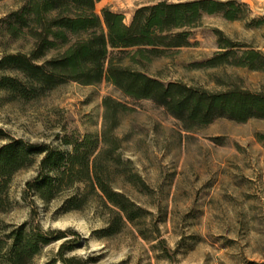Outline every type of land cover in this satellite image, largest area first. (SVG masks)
I'll return each instance as SVG.
<instances>
[{
    "label": "rangeland",
    "instance_id": "rangeland-1",
    "mask_svg": "<svg viewBox=\"0 0 264 264\" xmlns=\"http://www.w3.org/2000/svg\"><path fill=\"white\" fill-rule=\"evenodd\" d=\"M141 1L158 0L123 5L127 22ZM238 1L248 4L246 17L205 15L192 28L191 45L168 50L148 63L145 72L164 82L181 81L214 91L241 87L264 93L263 70L231 64L198 66L219 51L218 31L264 53V0ZM22 2L0 0V20ZM102 8L97 4L98 12ZM258 19L263 23L256 24ZM32 43L29 37L11 41L0 35V55L5 47L9 52L27 51ZM106 96L132 107L121 115L116 133L123 139V158L148 185L141 189L124 184L150 212L140 225L144 234L130 223L105 236L101 230L108 226L110 214L94 196L82 209L66 210L73 191L49 202L27 195V183L37 175L41 158L13 176L12 208L2 219L10 225L34 220L45 229L76 231L65 239L78 237V241L63 252L73 264H264V119L219 118L187 131L163 107L127 98L107 81L96 85L70 81L33 100L13 99L0 90V129L28 143L71 150L65 139L100 134ZM4 143L0 139V145ZM65 239L44 246L36 264L52 263Z\"/></svg>",
    "mask_w": 264,
    "mask_h": 264
},
{
    "label": "trees",
    "instance_id": "trees-1",
    "mask_svg": "<svg viewBox=\"0 0 264 264\" xmlns=\"http://www.w3.org/2000/svg\"><path fill=\"white\" fill-rule=\"evenodd\" d=\"M101 0H23L18 9L0 20V35L11 41L33 40L27 51L0 55V90L13 99L33 100L70 81L96 85L103 81L135 100H151L179 120L187 131L201 129L216 119L246 122L264 119V93L241 87L214 91L181 81L164 82L144 68L168 50L191 45L192 28L205 15L222 14L229 20L246 17L247 3L238 0H162L135 9L130 22L124 13L105 6ZM256 24L263 20H255ZM219 51L198 66L236 65L264 71V53L240 45L218 31ZM6 43H9L7 41ZM5 43V44H6ZM53 53V54H52ZM100 134L67 138L71 150L47 143H28L0 129V264H36L44 246L65 239L76 231L45 229L34 220L21 225L6 223L1 215L10 211L9 190L13 176L33 166L39 158L37 175L25 193L49 202L73 191L66 210H80L90 196L108 209L105 236L122 231L128 224L139 228L150 212L125 189L129 182L148 189L143 177L125 160L123 139L116 133L123 113L132 110L112 96L103 99ZM144 234V233H143ZM65 239L52 260L73 264L63 256Z\"/></svg>",
    "mask_w": 264,
    "mask_h": 264
},
{
    "label": "crops",
    "instance_id": "crops-1",
    "mask_svg": "<svg viewBox=\"0 0 264 264\" xmlns=\"http://www.w3.org/2000/svg\"><path fill=\"white\" fill-rule=\"evenodd\" d=\"M130 1H134V0H101L99 3L103 4V7L110 6L112 9L124 13L123 5H125L126 3L129 4ZM159 1H162V0H158L157 2ZM172 1H180V0H172ZM154 3L156 2L154 1L142 2L141 1L139 4L135 5L134 8H132L130 13L132 15L135 9H137L140 6L154 4Z\"/></svg>",
    "mask_w": 264,
    "mask_h": 264
}]
</instances>
